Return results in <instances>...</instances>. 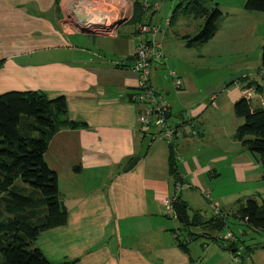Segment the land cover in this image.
<instances>
[{"label": "crops", "instance_id": "obj_1", "mask_svg": "<svg viewBox=\"0 0 264 264\" xmlns=\"http://www.w3.org/2000/svg\"><path fill=\"white\" fill-rule=\"evenodd\" d=\"M128 2L130 13L125 21L113 33L96 34L81 30L86 24L101 23L105 16L102 10L94 9L93 0H0V94L38 91L49 99L62 96L68 118L83 123L56 131L48 142L44 160L57 175L67 215L64 224L40 232L35 246L53 264H206L214 256L217 259L209 264H231L233 248L223 246L222 241L242 246L236 239L218 237L234 235L233 231L225 232L224 228L208 231L210 236L205 234L229 256L216 252L210 257V245L203 252L195 250V256L194 235L184 234L183 227L162 210L164 200L174 195L175 187L169 146L174 148L183 180L178 195L185 202V210L191 214L197 211L205 219L223 214L220 207H215L219 197H211L210 188H203L209 185L207 176L220 175V164L243 175L254 170L257 163L236 140L231 150H224L204 145L203 138L197 142L195 135L201 136L204 126L209 125L207 116L201 119L208 107L215 105L214 109L220 110L227 101L230 109L250 79L261 83L254 77L233 83L216 93L211 102V85L203 91L178 72L182 85L177 91L152 72L165 61L163 45L156 36L161 57L150 61V82L164 97L168 96V118L175 119L169 126L177 130L173 142L164 144L156 135L157 129L147 127L148 135H155L145 155L126 171L142 143L138 110L130 101L137 88V75L130 69L137 26L155 25L152 17L130 21L134 0ZM171 23L172 19L169 26ZM76 35L87 42L74 44L70 38ZM263 96L264 86L262 91H255L252 106L262 105ZM184 111L189 115L184 117ZM232 120L235 130L242 121ZM223 123L215 128L224 130ZM194 188L204 194L209 192V207L199 206L196 197H189L188 192L193 194ZM206 209L209 217L203 213ZM138 226H142L143 240L124 244L123 238L132 237V227ZM243 245L249 252L243 264H262L249 244Z\"/></svg>", "mask_w": 264, "mask_h": 264}, {"label": "trees", "instance_id": "obj_2", "mask_svg": "<svg viewBox=\"0 0 264 264\" xmlns=\"http://www.w3.org/2000/svg\"><path fill=\"white\" fill-rule=\"evenodd\" d=\"M207 1L211 4H205ZM178 7L195 18L203 19L202 28L195 36H182L183 40H187L185 43L205 42L215 35L216 21L221 15L216 2L184 0L178 3ZM244 8L264 12V0H245ZM144 11L142 2L134 0L130 21L141 20ZM261 67H264V44L261 47ZM257 76L264 77L261 68ZM248 78L247 75L241 76L237 82L244 83ZM243 88H253L255 92L262 91L263 86L250 79ZM233 112L242 118L235 131V139L260 164L264 178V106L254 107L251 99L241 96L233 103ZM81 125L82 122L68 118L66 102L62 96L49 99L38 91H8L0 94V264H53L34 246V241L43 230L64 224L67 211L59 195L57 175L46 164L44 153L56 131ZM149 134L153 135L152 132ZM146 135L148 133H142L141 141ZM169 149L174 184L183 183L177 169L178 160L174 148L170 145ZM178 194L175 195L174 191L170 198L185 203ZM185 211L189 218V223L183 224V228L186 227L183 233L186 235H194L189 230L190 225L201 227L203 235L207 236L211 235L208 231H221L227 226L228 218L224 214L205 219L197 211L191 216ZM237 212L238 216L233 213V222L264 231V199L262 204H258L255 198L250 197ZM233 233L242 246L241 255L239 244L235 246L234 242L216 241L220 240L223 246L233 248L231 255H249L242 236ZM259 246L264 249V243Z\"/></svg>", "mask_w": 264, "mask_h": 264}, {"label": "rangeland", "instance_id": "obj_3", "mask_svg": "<svg viewBox=\"0 0 264 264\" xmlns=\"http://www.w3.org/2000/svg\"><path fill=\"white\" fill-rule=\"evenodd\" d=\"M93 1L94 3L92 4L94 5V9L102 10L105 16H108L114 23L121 20L117 14L120 9L128 5L125 14L130 12L128 0L127 3L125 0L123 8L122 6L116 7L114 4L110 3L107 5L101 2V0V3H98L97 0ZM138 1L142 2V0ZM148 1L150 3L158 1V10L154 11L152 8H149L141 13V17L143 20L152 17L153 23L159 27L163 26L165 19L171 17L175 10L171 26L166 30V35H163V27H161V31L157 33V39L160 40L163 45L165 61L157 68V71L152 68V72L160 75L161 82L165 80L168 86H173L174 82L170 77V72L176 71L177 73L182 72L185 76L189 77L203 91H206V86L211 85L210 90H214L212 94L219 93L222 88L230 87L233 83H239L237 79L245 75L250 78H256L264 86V77L259 78L257 76L259 68L264 72V67H261V47L264 44L263 11L245 9V0H213L214 3L216 2L218 4L221 11V15L216 21L217 30L215 35L205 42L191 41L185 43L187 40H183L181 35L186 33L188 36H195L202 28L203 19L195 18L192 14L186 13L183 9L178 7V3L184 0ZM207 3L211 4L210 1H207L205 4ZM97 24H100V22H97ZM70 40L74 42V44H83L87 42L86 39L81 38L79 35L71 37ZM240 82L242 83V81ZM176 90L179 91L177 88ZM251 103L253 104V102ZM226 104L227 101H224L223 107L220 110H215V105L210 106L201 115V119L207 116L210 122L209 125L207 124V127L204 126L205 132H203L201 136L195 135L197 142L201 141L203 138L204 141H202L204 145H209L211 147L219 146L224 150L226 148L230 150L233 148L232 141L236 140L234 134L238 126L234 130L232 119L235 118L241 122L242 118L237 117L233 113V107L228 109ZM262 106H264V96ZM174 121V117L168 118L167 124L170 125V123ZM220 122H224L222 124L224 130L217 129ZM151 128L157 129L154 126H151ZM160 140L163 143L165 142L162 139ZM254 161L256 162L255 159ZM220 166L221 174L218 176H207L209 185L206 187L203 186V188H210L211 197H219L218 205H215V207H220L221 212L228 218L227 226L224 231H233L241 235L244 242L248 243L252 252H254V257L256 255L257 259H261L263 264L264 249L260 248L259 245L264 243V231L248 228L243 223L240 225L237 222H233L235 220L233 213L238 216L237 210L241 205L245 204L248 198L253 197L257 200L258 204L263 203L264 178L262 177L260 164H255L254 170H247L243 175H236V173L230 171L225 164H220ZM213 180H215V183ZM61 188L63 189L62 186ZM192 192L193 194L188 192V195L189 197H196V204L199 206L204 204L209 207L210 202H208V199L201 190L194 188ZM207 194H209L208 191ZM164 208L165 207H162V210L165 214L167 212L168 218L173 219L177 226L183 227V223H181L174 214H169ZM203 213L205 217H209V211H207V209L206 211L204 210ZM189 214L191 216V211H189ZM137 221H132V223ZM188 227L192 232L199 233L198 237L194 234L196 238L193 239L192 243L194 250L192 252L195 256V250L199 253L203 252L209 245L212 247L210 250V257L212 255L211 253L216 252L229 256L228 251L224 252L220 250L218 245L214 243L211 238H206V236L203 235L204 230L201 227L191 225ZM132 228H134L133 236L124 237V244H131L132 242L143 240V235L141 233L142 226ZM241 232L245 234H241ZM180 235L182 239L183 233H180ZM208 258L209 256L205 259ZM215 259H217V256L211 257L210 261L206 264H209Z\"/></svg>", "mask_w": 264, "mask_h": 264}, {"label": "built area", "instance_id": "obj_4", "mask_svg": "<svg viewBox=\"0 0 264 264\" xmlns=\"http://www.w3.org/2000/svg\"><path fill=\"white\" fill-rule=\"evenodd\" d=\"M108 1V2H107ZM94 2V1H93ZM98 3L104 2L109 5L114 4L116 7H124L125 0H97ZM127 3V0H126ZM144 10L152 8L154 11L158 10V1L154 3H150L148 0L142 1ZM126 9H128V5L123 9L118 11V16L121 19H125L128 14H125ZM130 10V7H129ZM105 28V32L113 33L114 28H109L114 24V21H111L108 16H104L102 22L100 23ZM170 24V17L165 19L163 26L152 25L149 23H140L137 26V45L135 47L134 53V62L130 66V69L136 73L137 75V88L130 95V101L134 104L136 109L138 110L137 114V122L139 125V131L142 135L143 132L147 133L145 130L147 127L154 126L157 128L156 135L161 139H163L166 143H172L173 137L175 135V129L167 124V119L169 116L170 104L166 100V98L159 93L154 85L150 82V61L154 58L161 57L160 44L158 43L156 36L161 27H163V32H165ZM108 27V28H107ZM102 30V29H101ZM170 77L174 82L175 88L180 90V86L182 84V79L176 71L170 72ZM254 89L253 88H245L242 91V96L247 100H250L254 97ZM216 98V94H213L210 97L211 102H214ZM183 116H188L189 113L184 111ZM153 135H155L153 133ZM153 135H151L153 137ZM183 187V183L178 182L174 187L175 195H177ZM209 194L205 192V196L207 197ZM173 198H168L164 200V205L166 209L174 214L173 207L171 205V201ZM218 213V210H216ZM221 238L230 237L232 239H236L234 235L226 234L219 236ZM237 240V239H236ZM242 247L239 248V253L241 255ZM240 255H232L231 256V264H243V258H248V255L244 254L243 257Z\"/></svg>", "mask_w": 264, "mask_h": 264}, {"label": "water", "instance_id": "obj_5", "mask_svg": "<svg viewBox=\"0 0 264 264\" xmlns=\"http://www.w3.org/2000/svg\"><path fill=\"white\" fill-rule=\"evenodd\" d=\"M81 20H83V18L81 17ZM123 21H125V19H121L117 22H115L112 26H110L109 28H116L118 27ZM104 26L101 24H97V23H91V24H86L84 26H81V30L87 33H96V34H102V32H105L104 30ZM108 28V27H107ZM102 29V30H101ZM153 139V137L151 135H146L144 137V139L142 140L141 143V147L139 150V153L137 156H135L134 158H132L128 165L126 166L125 170H130L135 164L136 162L143 156L145 155L148 145L151 142V140ZM171 205L173 207L174 210V214L175 217L183 224L187 225L189 223V218L186 216V211H185V204H183L182 202L178 201V200H172L171 201ZM183 231H186V227L183 228ZM196 237H192V239H194Z\"/></svg>", "mask_w": 264, "mask_h": 264}]
</instances>
